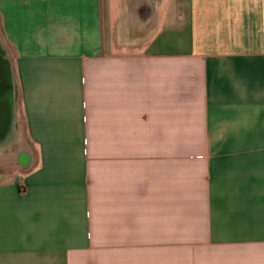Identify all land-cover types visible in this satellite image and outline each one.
<instances>
[{
	"label": "crops",
	"instance_id": "0c3cea01",
	"mask_svg": "<svg viewBox=\"0 0 264 264\" xmlns=\"http://www.w3.org/2000/svg\"><path fill=\"white\" fill-rule=\"evenodd\" d=\"M114 4L0 0V264H264V0Z\"/></svg>",
	"mask_w": 264,
	"mask_h": 264
},
{
	"label": "rangeland",
	"instance_id": "374dc122",
	"mask_svg": "<svg viewBox=\"0 0 264 264\" xmlns=\"http://www.w3.org/2000/svg\"><path fill=\"white\" fill-rule=\"evenodd\" d=\"M170 1L173 0H114V6L117 11L116 17L113 20L117 21L116 28H118L122 34L140 36L148 27H154L160 14ZM112 25L114 26V24ZM8 145L4 146L5 149L7 147L8 151L9 148L13 149L16 147L15 144L9 145L10 147H8Z\"/></svg>",
	"mask_w": 264,
	"mask_h": 264
},
{
	"label": "water",
	"instance_id": "95a60500",
	"mask_svg": "<svg viewBox=\"0 0 264 264\" xmlns=\"http://www.w3.org/2000/svg\"><path fill=\"white\" fill-rule=\"evenodd\" d=\"M7 51L0 41V141L12 130L17 87L13 78L12 63L6 59ZM10 128V130H9ZM7 137V136H6Z\"/></svg>",
	"mask_w": 264,
	"mask_h": 264
},
{
	"label": "bare ground",
	"instance_id": "6f19581e",
	"mask_svg": "<svg viewBox=\"0 0 264 264\" xmlns=\"http://www.w3.org/2000/svg\"><path fill=\"white\" fill-rule=\"evenodd\" d=\"M14 81L16 84L15 77H14ZM18 110H19L18 104L16 102V106L14 109V115H13V123H12V127H11L12 130L7 133V135H6L7 137L6 136L4 137V139L6 138L4 141H2V142L0 141V155H1L2 151L4 150L3 147L7 146L8 144L9 145H11V144L16 145V147H14L13 149L9 148V152L13 155L19 149H23L26 147V144H25L24 139H23V134L21 132L22 128H21L20 122L18 121V116L20 115ZM9 130H10V128H9ZM9 145H8V147H10ZM9 156H11V155H9Z\"/></svg>",
	"mask_w": 264,
	"mask_h": 264
}]
</instances>
